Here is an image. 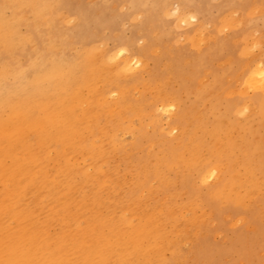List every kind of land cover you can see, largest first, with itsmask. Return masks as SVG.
Segmentation results:
<instances>
[{
	"label": "bare ground",
	"instance_id": "obj_1",
	"mask_svg": "<svg viewBox=\"0 0 264 264\" xmlns=\"http://www.w3.org/2000/svg\"><path fill=\"white\" fill-rule=\"evenodd\" d=\"M34 1H0V264H187L182 247L194 241L193 263L202 264L215 257L199 234L211 229L212 210L239 239L241 221L264 225V52L217 72L206 86L223 96L206 104L202 86L204 106L186 109L175 100L188 87L173 90L172 68L162 78L147 69L149 34L109 54L83 46L75 71L59 56V21L69 11ZM263 4L242 0L235 9L239 19L264 22ZM135 8L145 9L141 0ZM218 19L208 46L197 40L204 51L194 75L208 54L218 62L240 52L221 37ZM228 75L242 79V92Z\"/></svg>",
	"mask_w": 264,
	"mask_h": 264
},
{
	"label": "rangeland",
	"instance_id": "obj_2",
	"mask_svg": "<svg viewBox=\"0 0 264 264\" xmlns=\"http://www.w3.org/2000/svg\"><path fill=\"white\" fill-rule=\"evenodd\" d=\"M44 1H51V3H55L57 7L64 5V14L69 11L67 14L70 16V18L67 21H59V24L62 26H60L61 36L66 38L63 51L59 53V56H63L62 61L66 62V64H69L71 67H74L75 71H79L80 69L79 63L81 55L79 52L83 46H86L89 48V51H92L90 54L100 52L102 50L109 54L112 50L116 52L120 47L127 46L128 42L133 40V37L135 38L137 45L142 44V41L139 38L143 35L149 34L151 38V45L148 48V55L146 57L147 69L150 73L156 71L157 74H155V77L162 78V75L165 77L170 75L168 74V70L165 71V68L167 66L172 68V77L169 76V78L172 79L175 84L173 90L178 91L180 84H185L188 87L187 91H178L176 96L177 99L175 100L181 105V107L186 109L204 106L203 104H199V97H201V95H198V93H201L200 90L202 86H206V84H214L217 72L226 70V68H229L230 65L236 67L240 62L246 63L250 61L255 55L257 59L260 60L258 57H260V54L264 52V22L261 19H255V21L248 23L246 19H239L240 16H242V13L237 8L235 9V6H237L236 4L242 0H141L144 4V11L135 8L136 2L138 0ZM34 2H38V0H35ZM192 3L196 5H192ZM39 4L41 5L40 2ZM177 8H181V10ZM187 13L189 16H187V18L189 19L184 22L183 16H185ZM210 14L213 15L212 18L210 17ZM190 15H194L196 19L192 20ZM28 16L30 19L33 17L32 13H28ZM205 16L206 19H203ZM217 16L219 18L217 22L219 24L218 29L220 30L219 33L221 34V37L224 39L229 37L231 42L238 46V50L240 49V52L237 54L234 53V56L231 55L229 57H225L218 62L212 60L211 56L208 54L206 56L207 66H205V68H203L200 73L194 75L191 73V63L198 59L200 53L204 51V49L200 48L197 44V40L199 38L203 39L205 44L208 46L207 40L209 35H213L212 29L215 25L213 24L212 20L213 17ZM182 21L183 24L180 23ZM201 21H203L204 27L198 28L197 24ZM259 26L261 28H259ZM193 28H196V30L192 32ZM20 29L22 32H25L26 23H22L20 25ZM259 30H261V32ZM245 33L249 35L247 36ZM244 36L246 37L244 38ZM252 39L256 40V42ZM203 40L202 42H204ZM201 45H203V43ZM58 46L59 45H55V47H52V49L61 48V46ZM243 47L245 49H243ZM249 47H251V52H249ZM171 57H174L176 59L175 61L180 63V65L183 67V70L180 72V74L175 72L171 61L169 63ZM22 58L23 62L27 63V60L25 59L26 57ZM29 71H31V69H29ZM31 73L32 72H28L29 75H31ZM105 73L107 72H103V74ZM228 78L231 80V82H229L230 87L233 90L242 92L241 89L244 88L242 79L240 77H237L239 78L237 79L236 77L231 76ZM100 80L101 79L97 80L98 85L102 83V80ZM225 81L227 82L228 79L226 78ZM140 88L142 87L140 86L138 89L131 90V93L135 94L133 95V99L139 98L140 90H142ZM202 93H204V102L207 104L210 101H214L215 99L222 97L223 89L219 86L214 88H209L206 86V89H204ZM230 99L233 100V98ZM174 110L175 108L173 111ZM164 112L165 111L159 112L162 115V118H164L163 121L166 120L167 116V112ZM173 132V134H176L177 130L174 129ZM126 137H128V135H126ZM211 212V229L209 232H206V230L203 229L199 234H201V237L204 241L209 239L207 242L211 244L212 253L215 257L212 259L207 257V259L202 261V264H264V225L259 226L257 221L251 220L250 223L252 226L254 225L255 228H245L243 221H241L239 223L240 225L236 227L243 228L241 231V239H239L233 236L235 233H233V230L228 223L220 222L215 211L212 210ZM238 212L240 213V217L242 215L241 211ZM236 213L237 212L235 210H231L228 212V215L233 218L235 217ZM233 237L237 239L236 243L230 242L232 241ZM182 248L185 252L189 253V255H187V264H192L194 262V255L196 251L200 249L198 243H196V241H194L193 244L187 243L184 244Z\"/></svg>",
	"mask_w": 264,
	"mask_h": 264
}]
</instances>
